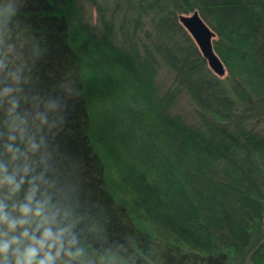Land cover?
Wrapping results in <instances>:
<instances>
[{"label":"trees","instance_id":"trees-1","mask_svg":"<svg viewBox=\"0 0 264 264\" xmlns=\"http://www.w3.org/2000/svg\"><path fill=\"white\" fill-rule=\"evenodd\" d=\"M92 1L99 34L77 0H0V78L21 77V111L60 102L37 136L40 192L83 252L55 264H264V0H114L110 18ZM194 10L223 76L180 22ZM26 188L0 189L8 211Z\"/></svg>","mask_w":264,"mask_h":264},{"label":"clouds","instance_id":"clouds-1","mask_svg":"<svg viewBox=\"0 0 264 264\" xmlns=\"http://www.w3.org/2000/svg\"><path fill=\"white\" fill-rule=\"evenodd\" d=\"M4 68L0 63V74ZM20 84L21 77L14 72L0 78V111L5 114L8 128L4 150L8 161H0V189L7 188L14 196L27 185L23 202L14 203L11 212L0 201V255L13 253V264H55L62 253L75 259L83 249L75 247L78 240L73 224L65 223L67 216H62L50 198L40 192L47 183V166L40 155L41 141L37 136L49 124V113L60 102L48 100L42 110L21 111L26 97Z\"/></svg>","mask_w":264,"mask_h":264},{"label":"rangeland","instance_id":"rangeland-1","mask_svg":"<svg viewBox=\"0 0 264 264\" xmlns=\"http://www.w3.org/2000/svg\"><path fill=\"white\" fill-rule=\"evenodd\" d=\"M102 7H105L104 12L106 13V17L110 18L111 8L113 5H110L111 2L114 3V0H96ZM77 9L78 15L80 16L81 20L90 26H95V32L101 33L102 32V22L100 18V13L96 8V4L92 0H77ZM117 13L114 14L113 22H114V29H115V39L120 41V35L116 31V26L118 25ZM120 24V23H119ZM226 73V70H225ZM225 73L223 75H225ZM219 75V76H223ZM158 82H160L161 90L164 91L170 83V77L164 71V69H160L158 74ZM160 91V90H159ZM176 110L181 111L183 116L187 119H190L193 112H191V105L188 104L187 101L182 97L179 99L177 106L175 107ZM263 231H264V224H263ZM242 264H251L249 257H246Z\"/></svg>","mask_w":264,"mask_h":264},{"label":"water","instance_id":"water-1","mask_svg":"<svg viewBox=\"0 0 264 264\" xmlns=\"http://www.w3.org/2000/svg\"><path fill=\"white\" fill-rule=\"evenodd\" d=\"M180 22L206 58L207 65L217 75L225 73V67L213 49L215 32L202 19L197 10L180 16Z\"/></svg>","mask_w":264,"mask_h":264},{"label":"bare ground","instance_id":"bare-ground-1","mask_svg":"<svg viewBox=\"0 0 264 264\" xmlns=\"http://www.w3.org/2000/svg\"><path fill=\"white\" fill-rule=\"evenodd\" d=\"M186 30V29H185Z\"/></svg>","mask_w":264,"mask_h":264}]
</instances>
